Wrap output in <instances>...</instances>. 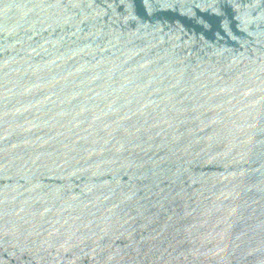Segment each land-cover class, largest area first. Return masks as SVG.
<instances>
[{"label": "water", "instance_id": "1", "mask_svg": "<svg viewBox=\"0 0 264 264\" xmlns=\"http://www.w3.org/2000/svg\"><path fill=\"white\" fill-rule=\"evenodd\" d=\"M0 264H264V0H0Z\"/></svg>", "mask_w": 264, "mask_h": 264}]
</instances>
